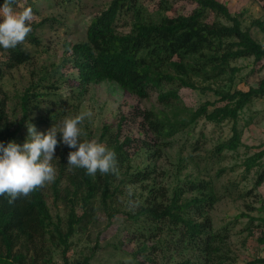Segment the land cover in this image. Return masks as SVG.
<instances>
[{
  "label": "trees",
  "instance_id": "trees-1",
  "mask_svg": "<svg viewBox=\"0 0 264 264\" xmlns=\"http://www.w3.org/2000/svg\"><path fill=\"white\" fill-rule=\"evenodd\" d=\"M78 1L16 0L13 7H31L36 14L41 2L72 10ZM192 1L196 6L191 12L170 15L162 11L170 10L173 3L160 0L158 11L153 15L147 13L144 0H111L91 18L86 39L70 44L63 62L54 71L47 70L33 78L15 95L21 112L19 119L7 122L5 100L0 98V142L7 145L15 141L22 145L28 137L27 123L34 124L36 130L44 127L46 133L60 123L69 112L68 106L81 99L91 84L115 82L137 101L155 91L165 106H177L181 102L182 87L210 91L217 96L197 107H189V111H179L185 113L183 116L176 111L167 114L133 106L123 112L116 124H104L95 138L81 136L82 141L95 139L115 151L118 174L98 172L89 176L84 169L69 170L68 153L75 149L59 143L55 150L58 175L51 187L56 198L64 191V197L71 204L67 228L55 221L44 187L12 205L7 203L6 196L0 197V264H90L91 256L77 262L70 261L67 254L71 236L88 217V208L79 216L75 205L80 201L84 205L91 203L99 189L105 206L115 195L135 198L133 207L122 213L132 221L126 227L131 240L143 241L144 245L134 250L123 264H158L151 258L157 250L163 254L168 250L185 254L176 264H222L228 258L222 235L215 229L209 214L220 199L215 181L181 179L182 157L170 161L174 168L170 171L159 169L156 160L164 154L165 148L177 142L178 134H191L192 126L202 118L215 123L232 122L231 136L215 145L205 160L220 158L225 151L239 150L243 144L239 127L241 114L256 98L264 96V78L249 89L233 86V76L241 69L232 66V62L253 57L254 63L264 66V43L254 38L226 3ZM3 2L0 0V5ZM211 13L216 18L209 19ZM221 17L229 23L223 22ZM43 22L37 25L32 22L34 28L15 49L0 47V82L9 70L32 60L34 52L28 44L41 43L36 30ZM254 23L264 30L263 19ZM63 67L70 70L64 72ZM70 71L75 75L73 79ZM228 71L230 84H221ZM202 82L208 84L202 85ZM65 84L69 94L59 91ZM61 135L57 133L58 141ZM263 156L264 149L244 160L243 178L257 168L255 190L264 182ZM137 157L142 161L136 163ZM164 172L170 175V181L165 179ZM250 192L253 191L247 194ZM259 209L264 210V202ZM114 210L116 215L120 209ZM249 217L251 222L255 220L254 216ZM251 222L246 229L251 230ZM259 240L264 242V235ZM50 244L61 249V262L54 260ZM243 264H264V256Z\"/></svg>",
  "mask_w": 264,
  "mask_h": 264
},
{
  "label": "rangeland",
  "instance_id": "rangeland-1",
  "mask_svg": "<svg viewBox=\"0 0 264 264\" xmlns=\"http://www.w3.org/2000/svg\"><path fill=\"white\" fill-rule=\"evenodd\" d=\"M110 1L80 0L77 2V7L72 10H66L62 6H50L46 2L39 4V12L34 13L32 22L37 25L45 21L36 30L41 43L39 45L29 43V49L34 52L32 60L9 70L0 82V98L5 100L4 109L7 122L10 119L21 117L15 95L21 93L33 78H38L47 70L54 71L63 62L68 46L86 39L91 18L105 8ZM158 1L160 0H144L148 14L156 15ZM167 1L172 2L173 6L170 10L162 12L170 15L189 13L196 6L192 0ZM220 1L226 3L232 14L242 20L243 26L251 30L254 38L264 43V30L254 23L259 18L264 20V0ZM14 8L17 11L22 9L18 6ZM213 18L216 17L214 13H211L209 19ZM221 20L229 23L223 17ZM33 28L34 26H31V29ZM232 66L241 69L233 76V86L249 89L250 86H257L264 78V66L254 63L253 57L239 58L232 62ZM61 69L64 72L70 70L68 67ZM69 76L73 79L75 76L73 71L69 72ZM230 78L228 71L223 75L220 83L229 85ZM201 84H208V82ZM59 91L68 94L70 92L67 84ZM180 97L181 102L177 106L163 105L155 91L149 97L137 101V98L123 90L117 83L103 81L89 85L81 99L71 100L74 104L68 106L69 112L62 117L61 121L66 117H74L82 111L91 110L93 115L85 119L81 129L82 136L85 138L88 135L95 138L104 124H116L123 112L130 111L133 106L163 111L167 114H172L174 111L183 116L185 113L179 111H189V107H197L201 102L207 99L214 100L217 96L210 91L203 92L199 89L182 87ZM3 123L6 124L5 119ZM59 124L56 126L58 127ZM231 127L232 122L228 120L215 123L204 118L199 119L192 126L191 134H178L177 142L165 148L164 154L156 160V163L159 169L170 171L174 169L170 161H178L182 157V165L180 164L179 169L181 179L211 178L215 181L220 191V199L215 202L209 214L215 229L222 235V243L229 255L222 264H243L247 260L264 256V242L259 240V237L264 235V210L259 209L261 203L264 202V182L256 190L254 189L256 167L247 173L246 178H243L244 160L264 149V96L256 98L241 114L239 127L242 131L243 144L239 150L225 151L220 158L205 160L206 155L215 145L231 136ZM43 129L44 127L37 131L44 132ZM135 161L136 163L141 162L142 158L137 157ZM262 161H264V156ZM52 164L56 168L57 177L55 155ZM222 168L224 170L221 175L216 176ZM165 173V179L170 181V175ZM64 183L66 182L63 181L62 185ZM51 185L52 183H49L44 186L47 202L55 221H59L66 229L71 204L64 197V191H61V196L56 198ZM248 191L253 192L247 194ZM136 192H140V188ZM133 197L115 195L113 200H109L108 206H105L102 202L101 189H99L91 203L84 205L82 201L78 202L75 205L77 214L81 216L88 208V217L84 218L70 238L71 248L67 254L69 260L80 262L85 256H91L90 264H123L131 258L132 252L144 245L143 241L131 240V233L126 227L132 221L122 213V210L128 211L133 207L135 200ZM116 207H119L121 211L119 210V213L115 215L114 208ZM249 215L254 216L255 220L251 222ZM250 222L252 226L251 230H248L246 227ZM148 242L151 244V241ZM49 246L53 249L54 260L61 262V249L54 244ZM165 254L157 250L151 258L158 264H176L185 255L173 250L165 251Z\"/></svg>",
  "mask_w": 264,
  "mask_h": 264
},
{
  "label": "clouds",
  "instance_id": "clouds-1",
  "mask_svg": "<svg viewBox=\"0 0 264 264\" xmlns=\"http://www.w3.org/2000/svg\"><path fill=\"white\" fill-rule=\"evenodd\" d=\"M15 3L16 0H4L0 5V47L5 50L23 44L32 30V8L24 7L17 11L13 7ZM92 115V111L87 110L74 117H66L58 127L54 126L46 133L38 132L30 122L26 125L28 137L22 145L15 141L7 145L0 142V197L6 196L7 203L12 205L54 182L56 168L52 161L59 143L75 149L68 153L69 170L84 169L89 176L98 172L118 174L114 150L95 139L81 140V125ZM58 132L62 134L59 141Z\"/></svg>",
  "mask_w": 264,
  "mask_h": 264
}]
</instances>
